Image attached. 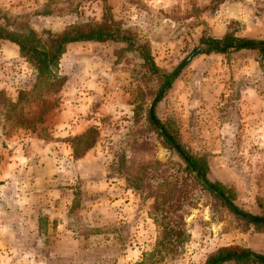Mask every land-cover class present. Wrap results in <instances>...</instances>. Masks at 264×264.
<instances>
[{
	"label": "rangeland",
	"instance_id": "374dc122",
	"mask_svg": "<svg viewBox=\"0 0 264 264\" xmlns=\"http://www.w3.org/2000/svg\"><path fill=\"white\" fill-rule=\"evenodd\" d=\"M104 18L165 75L200 37L264 41V0H0V27L43 38ZM123 47L70 44L40 76L0 41V264H205L221 248L264 256V227L180 179L146 120L162 84ZM170 82L155 117L206 160L208 181L238 210L264 217V58L198 52ZM165 195L178 196L175 213ZM160 210L182 232L162 247Z\"/></svg>",
	"mask_w": 264,
	"mask_h": 264
},
{
	"label": "trees",
	"instance_id": "16d2710c",
	"mask_svg": "<svg viewBox=\"0 0 264 264\" xmlns=\"http://www.w3.org/2000/svg\"><path fill=\"white\" fill-rule=\"evenodd\" d=\"M0 41L10 43L17 48L18 54L23 58L37 73L38 75H46L49 73V69L55 66L57 60L65 52L68 45L74 43L91 42V43H104L113 42L121 43L124 45V50L129 52H136L138 57L143 62V68L151 76H157L160 80V85L163 84L168 76L171 74L159 73L156 66L154 65L150 53L145 45H140L135 42V40L117 25L110 18H104L100 22L94 24H82L71 27L68 31L57 35H47L45 38L35 34L32 31H9L3 27H0ZM199 44L204 47L199 54L215 53L221 55H228L233 52L240 50H253L256 51L261 57L264 58V41H253L249 39L235 37L231 34H224L222 37L215 39L209 37H200ZM249 44H258V46H249ZM229 48H232L229 50ZM169 82L164 86L160 96L164 95L170 86ZM159 99H157L158 101ZM153 120L149 117V112L146 114V120L150 127L156 135L161 139L164 146L172 151L179 159L183 171V175L180 177L182 180L190 178L198 186H200L204 192H207L212 199L217 201L219 205L223 208L226 206L210 191L213 189L217 191L226 201V203L231 207L236 209L239 213L244 215L246 218L251 219L252 216L238 210L232 202V195L219 183H212L208 181V165L206 160L202 156H198L187 151L181 144L180 139L176 130L170 124H163L158 121L155 117L153 109L151 111ZM156 126H159L163 132L167 135L170 141L175 144L179 151L183 154L180 157L171 147V145L165 140V138L158 132ZM89 145L88 147H90ZM203 181L207 184L209 189L203 187L200 183ZM176 182L168 184L171 185L172 192L175 193L174 185ZM163 206L166 204L176 203L172 206L174 213L178 210L180 206V200L175 195H165L161 199ZM163 209H167L166 207ZM255 219H263L264 217H253ZM178 216H168L167 213L160 210V220L161 223V237L162 239L158 242V245L162 247V243H170L173 239L182 235V232L178 228L171 227V223L177 222ZM249 224L255 227H264V223H257L249 221ZM237 254L234 257L231 255ZM231 261L234 264H264V256L257 255L248 250H235V249H218L215 253L210 255L205 264H219L221 262Z\"/></svg>",
	"mask_w": 264,
	"mask_h": 264
},
{
	"label": "water",
	"instance_id": "95a60500",
	"mask_svg": "<svg viewBox=\"0 0 264 264\" xmlns=\"http://www.w3.org/2000/svg\"><path fill=\"white\" fill-rule=\"evenodd\" d=\"M249 46H258V44H249ZM204 49V47H199V48H196L192 53H190V55H188L176 68L175 70L168 76V78L166 79V81L162 84V86L159 88L156 96L154 97L150 107H149V117L151 120H153L152 118V114H151V111L153 109V106L157 100V98L159 97V95L161 94L164 86H166L176 75L177 73L192 59V57L202 51ZM232 49V48H229V50ZM158 132L165 138V140L171 145V147L173 148V150L180 156V157H183V154L179 151V149L175 146V144H173L170 139L167 137V135L163 132V130L159 127V126H156ZM201 185L203 187H205L206 189H209L207 184H205L203 181H200ZM210 191L232 212L234 213L235 215L239 216L240 218L242 219H246V220H250L252 222H257V223H264V220L263 219H255V218H251V219H248L246 218L244 215H242L241 213H239L238 211H236L234 208H231L227 203L226 201L224 200V198L215 190L213 189H210ZM231 256H238L237 254H234V255H231Z\"/></svg>",
	"mask_w": 264,
	"mask_h": 264
}]
</instances>
